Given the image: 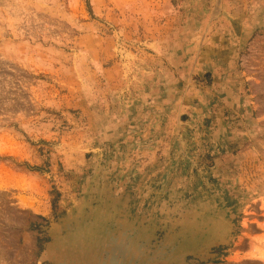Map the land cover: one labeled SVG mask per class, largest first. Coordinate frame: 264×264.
<instances>
[{"label":"rangeland","instance_id":"rangeland-1","mask_svg":"<svg viewBox=\"0 0 264 264\" xmlns=\"http://www.w3.org/2000/svg\"><path fill=\"white\" fill-rule=\"evenodd\" d=\"M212 92L222 120L177 140ZM121 189L173 259L264 264V0H0V264H111ZM198 210L236 215L197 242Z\"/></svg>","mask_w":264,"mask_h":264},{"label":"crops","instance_id":"crops-1","mask_svg":"<svg viewBox=\"0 0 264 264\" xmlns=\"http://www.w3.org/2000/svg\"><path fill=\"white\" fill-rule=\"evenodd\" d=\"M207 71H212L211 69H207ZM204 72V73H205ZM215 87V80H213ZM211 96H204L200 99L202 101L201 109L192 108V110H182L181 113H178L175 118L168 115V121H172V123L168 124V130L179 138H184L189 134L198 135L199 132H205L207 129H212L215 127V122L222 120L221 115L223 116L225 112L221 113L220 105L225 107V98H221L217 96L214 92L210 94ZM225 103V104H224ZM228 105V104H226ZM191 107V106H190ZM190 111V112H189ZM176 123L177 128L174 130L173 125ZM209 125H206V124ZM208 131V130H207ZM196 148V150H195ZM201 148H197L196 146H185L180 144L176 147L175 153L176 157L180 158L183 156V153L186 151L187 153L190 151H199ZM191 163V164H190ZM197 164L196 162H190L188 159H175V161H168V169H186L194 167ZM172 181V177L168 176L167 179L164 180L165 184H169ZM122 190V189H121ZM118 196L114 198L112 193H109L108 196V204L106 208V222L108 225L107 236H111L113 239L116 238V242L111 247V253L108 252V255L112 258L111 264H174L178 260L180 264H189V254H187V249L182 247L180 253H174L175 257H178V260L173 259L172 253H168V247L170 246L171 236L168 233V229H164V236L161 238L157 237V225L156 218L158 217L155 207L152 205V208L149 210L148 214L141 209V205L139 206L138 199L136 202L137 210L136 213L131 211L130 206H134L135 199L130 197V192H126L122 190ZM123 198V200H122ZM146 201L149 199L144 198ZM238 199V198H237ZM133 201V204L130 202ZM123 202V204H122ZM146 205V203H145ZM127 209H126V208ZM234 207V206H233ZM154 208V209H153ZM143 211V214H142ZM135 213L136 215H134ZM199 213L205 214V211L202 210L200 212L198 210L197 215H201ZM213 214L208 211L207 216L213 218L212 225L210 226L208 238L206 237H197L198 241L203 242H212V240H220V235L215 231L216 224H219L222 219L226 223V232L230 229V221L232 222L233 217L236 214H233V211L226 210V218L222 216L221 211H213ZM235 213V209H234ZM162 215V214H160ZM112 224L116 225L115 231L112 230ZM225 232V233H226ZM183 239H188L187 234H184ZM185 245V243H184ZM148 252H144L147 250ZM201 249H199L200 251ZM201 252V251H200ZM125 253L128 254L127 258L123 259L120 254ZM227 258V257H226ZM197 264H222L215 261L197 263Z\"/></svg>","mask_w":264,"mask_h":264}]
</instances>
